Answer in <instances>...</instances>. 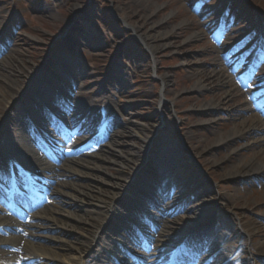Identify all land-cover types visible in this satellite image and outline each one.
Here are the masks:
<instances>
[{
  "label": "rangeland",
  "instance_id": "rangeland-1",
  "mask_svg": "<svg viewBox=\"0 0 264 264\" xmlns=\"http://www.w3.org/2000/svg\"><path fill=\"white\" fill-rule=\"evenodd\" d=\"M74 5H78L79 9H72ZM0 15L4 16L2 22L16 39L14 49L17 51L14 50L12 55L22 57L27 68L33 69V64L38 65L34 71L36 79H26L27 86L31 85L37 91L42 82V89L49 93L56 92L58 95L69 92L71 82H68L66 75H61L57 64V60H62V70L67 72L69 67L72 68V75L77 79V91H81L79 102L85 106L90 101L87 96L102 95L104 100H97L94 105L96 116L116 115L114 127L120 128L118 135L122 144L114 152L103 151L108 149L105 147L111 137L109 142L103 140L100 143L94 138L84 139L81 134L68 136L65 140V147L78 149L74 155L80 161H93L98 154L109 159L100 162L104 171L96 173L97 185L103 187L108 185V181H121L118 175L122 171L115 161L123 159V155L134 157L141 163L130 184L123 181L126 186L120 189L116 198L117 213L110 215L102 224L94 241L85 240L82 236L87 243L85 248L89 249L74 254L67 252L63 259L60 257L62 263L86 261L85 264H90L93 255L106 244L107 239L119 238L125 225L134 223L138 226L135 215L131 217L133 214L143 221L151 219V207L146 196L157 183L155 164L158 165L162 159L158 150L163 145L186 169L196 175L198 171L205 174L202 180L207 182L206 191L213 200L212 215L222 213L239 230H243L244 222L250 218L262 222L264 226V174L235 179L223 177L226 167L259 152L257 145L250 146L249 141H253L254 136H262L264 132L257 130L255 134L246 133L211 150L204 149L216 135L226 134L235 124L242 123L243 118L234 114L245 102H249L248 116L258 111L264 112V0H0ZM132 25L139 27L138 33L151 36L149 42L159 46L154 54ZM166 31H170V34L167 38L162 37ZM195 33L199 36L190 38ZM211 70L224 71L229 75L230 82L213 87L208 81L207 88L195 89L196 81L203 77L200 73ZM165 74L169 76L163 83L161 77ZM236 85L241 91L236 90L231 99H225L223 90H231ZM35 94V91L30 97L26 94L20 100L24 109L35 102ZM213 100L222 102L218 110L201 109L200 105ZM37 101L47 105L45 97ZM57 117L64 120V125L70 123V118L64 113ZM143 124H149V132H152V140L148 142L146 151L142 146L147 141L144 143L139 135L131 133ZM37 134L44 143L57 140V136L49 135L54 134L51 126ZM200 144L204 147H200ZM193 146H198L200 151L196 152ZM262 146L259 145V148L264 149ZM40 154L42 149L35 147L25 156L32 159ZM64 158L65 155L60 156L55 168L67 163L71 167H78ZM221 159L220 162L224 164L213 163ZM59 170L65 171L62 168ZM65 176L63 183L85 185L89 182L88 178ZM197 177L200 178L199 175ZM172 179L168 181L171 183ZM193 191L190 187L183 191V195L189 197ZM220 195L227 199L223 200ZM240 196L242 198L236 205L227 206ZM194 198L188 207L198 201L196 196ZM246 199L251 201L247 207L242 206ZM91 207L72 198L58 199L55 205L48 206L60 211L56 216L58 219H64L66 211L86 215ZM13 209L16 210L15 206ZM163 209L156 218H162L163 222L176 219V223L165 222L173 226L172 230L165 231V236L160 237L155 252L152 247L148 249L152 251L148 257L150 260L160 257L168 260V254L182 237V232L189 231L185 228L190 218L174 217L176 213L163 214V211H167ZM21 210L24 212L23 208ZM243 216L246 219H241ZM43 225L46 228L32 238L35 243L53 247L58 241L52 236H68V228L59 222L47 221ZM79 227L82 225H76V229L82 231ZM227 233L230 235V231ZM173 234L176 236L170 242H176L169 244L168 235ZM191 234L194 237L188 241L189 246L179 255L182 259L192 258L197 252L207 254L202 250L215 238L216 226L208 223ZM247 237L246 244L256 247L254 252L244 248L243 241L233 236L225 239L221 247L226 252L234 251L238 264H244L247 260L250 264H264V255L260 254L258 246L259 242H264V231L258 228ZM124 245L131 246L130 243ZM192 248L197 250L193 255ZM114 250L108 253V259L111 254L123 255L118 254L121 253L118 247ZM9 255H12L11 263H16L15 253ZM104 261L102 259L99 263L104 264Z\"/></svg>",
  "mask_w": 264,
  "mask_h": 264
},
{
  "label": "bare ground",
  "instance_id": "bare-ground-1",
  "mask_svg": "<svg viewBox=\"0 0 264 264\" xmlns=\"http://www.w3.org/2000/svg\"><path fill=\"white\" fill-rule=\"evenodd\" d=\"M77 8L79 9L78 5H74L72 7V9L75 10H78ZM3 18L4 16L0 15V54L4 51H7V53L4 57L0 58V147L6 148L7 150H0V193L4 195V198L7 201L13 203L14 197L17 196L18 186H21L23 189H28L39 179H44L45 182L50 185L48 181L50 178L44 173L51 171V167L53 165L52 162L48 161L43 156H39L34 159H28L25 156L26 153L33 151L36 144L31 141L28 134L29 131L26 129L27 125L24 122L26 115L24 111L29 110L26 114L30 115L28 116L27 121H29L31 128L35 127L37 129L44 130V127L47 124H51L53 120L52 118H46L39 113H36V111L33 112V110H36L37 107L41 108V102L37 101L36 103V100L38 98L41 100L44 97L47 98L48 103L50 102L52 105H55V107L52 108V111L55 114L62 111L61 107H68V105L57 100L48 91L43 90L42 82H40V86H38L37 91L33 90L31 85H26V79L32 80L36 77L34 71L38 65L33 64V69L31 67L27 68L22 57L15 54L12 55L17 43L16 39L10 35L2 22ZM132 28L137 34L139 27L132 25ZM169 34L170 31H166L162 34V37L164 36L167 38ZM138 35L142 38V40H144L145 46L152 54L158 50V45L148 41V39L152 38L151 36L148 35L145 37L142 33H138ZM194 36H199V34L195 33L190 38H193ZM11 43H13V45H11ZM33 62L35 63V61ZM57 64L62 65L60 60H57ZM200 74H202L203 77H200L194 86L197 90L207 88L209 86L208 81H210L211 85L213 84V87L225 85L230 82L228 78L229 75L224 73L222 70H211ZM168 76V74H165L161 77L163 83H166ZM47 78L50 79V76H47ZM210 79H212V81ZM236 90L241 91L237 85L231 90L224 89V98L231 99V97L235 95ZM34 91L36 93L35 98L37 99H35V102L32 104H29L26 107L27 109H24V104L19 103L20 100H22L26 94L29 95V97L34 95ZM80 93L81 91H79V94ZM65 98L69 99L72 107L74 104H77L72 111L71 117V124L74 126L73 131H93L94 133L101 131L97 135L98 138L106 136L111 137L110 143L106 147V149H108H104L103 151L110 150L111 152H114L119 148L122 144V140L119 139L118 135L120 128L114 127V123H116V115L113 114L112 119L114 120L112 125H105L106 121H104L102 117L99 118L93 113L95 102L97 100L103 101L104 96L101 95L100 97H95L89 95L88 98L90 101H88L85 106L82 103H79V99H76L71 94H66ZM247 103L249 102H245L243 107H239V112L234 114L238 118H243L241 124H235L228 133L216 135L211 140L210 144L205 145V147L203 144H200V147H204L205 150H211L213 147L224 145L227 142L234 140L236 137L243 136L246 133L250 134V132H252V134H255L257 130H262L264 132V121L258 113L255 112L250 116L246 114L250 109ZM220 104H222L221 101L219 102V100H213L212 102L200 105V107L205 110H218L220 108ZM81 120L82 122H80ZM138 127V130L131 133L139 135L144 143L147 141V143L142 146L143 150L146 151L149 147L148 142H151L152 140V132H149L150 125L143 124L138 125ZM249 145H257V148L260 149L259 152L248 159H242L233 166L226 167V171L223 174L224 178L235 179L236 177L242 178L246 176L249 177L264 174V149L259 148V145H263L262 147H264V134L262 136H254L253 141H249ZM193 148H195L194 150L196 152L200 151L198 146H193ZM234 150L235 149H233V151ZM158 151L160 154L159 157H162V159L158 165L155 164L158 176L157 182L159 181V184L155 186L154 189L158 191L159 197L155 198L152 203V207L155 208V210H151V214L157 215L156 211L160 212V209H156L157 206L162 208L168 205V211L171 214L182 210L183 213L181 214L183 215H178V217L190 218V223H188L189 228L187 229H197L198 227L207 225L208 223L215 224L216 226L215 238L206 246L208 255L198 261H192L193 263L188 262L185 264H206L207 261H212V264H238L236 263V260L232 258L234 251L226 252L221 247L223 241L232 236L236 239L242 240L244 248H248L250 251L254 252V249H256L254 244H246L248 239L247 236L254 233L258 228L260 231H264L262 222L251 218L247 220L245 216H243L241 219H246L247 222H244L243 230H239L234 227L233 224L230 223L228 217L222 213L212 215L210 210L212 209L213 200L212 197L207 194V182L202 180L205 177V174L202 171H198L196 175L191 170L186 169V166H184L181 162L176 161L177 158L172 154L171 150L165 147V145L161 146ZM123 157V159L115 161V163L119 166V170L121 169L122 171V174L118 175L121 181H108L106 182L108 185L103 187H99L97 185L99 183L96 173L104 171V167L100 165V162L109 161L108 158H104L98 154L97 158L93 161H78V159H72L78 167H73L72 169L65 171L64 175L88 178L89 182L85 185L73 184L71 182L63 183L61 188L55 189V194L58 195L60 200H68L69 198H72L77 200L79 203L91 205V210L86 215L75 214L73 211H66L65 214H63L65 218L58 219L56 216L57 214H60V211L47 208V210H43L39 214H36L35 217L40 220L38 223L34 221V213L29 218L18 221L11 214L7 213L6 209H0V211L3 212V215H0L1 232L10 233L8 230L14 229L15 231L20 230L29 234V238L27 239L19 238L18 236L0 238V244H10L13 247H19L21 251L19 264H64L60 261V257L63 259L67 252H69L68 254L86 252L89 247L85 248V246H87L85 240L89 239L91 242L94 241L98 236V232L102 224H105L110 215L117 213L116 198L119 196L118 193L120 192V189L125 188L126 183L130 184L135 170L139 165H141V163H138L137 159L134 157L125 155H123ZM141 159H143V157ZM222 160L223 159L214 160L213 163L219 165L222 163L220 162ZM143 161L144 159L142 162ZM222 164H224V162ZM18 170H21L22 178L17 175ZM198 175L200 178L197 177ZM168 179H172L173 182L169 183ZM123 181L127 182L123 183ZM4 185L12 187L13 191L10 193L7 192L3 187ZM190 187H192L194 191L190 197H185L183 195V191L190 189ZM194 196L198 198V201L193 202L192 206L188 207V202ZM219 197L223 198V200L227 199L224 195H220ZM240 198H242V196L236 197V200H233L227 206L236 205V202H238ZM249 202L251 201L246 199L242 206L247 207ZM44 211L45 215H42ZM194 214H197L198 216L196 218L190 217V215ZM262 215L264 217V214ZM166 216H168V214H166ZM175 220L176 219H168L167 221L176 223ZM47 221H56L59 222L60 225L68 228V236H52L58 241L53 247H46L43 244L34 243L32 241V238L38 236V232L40 230L45 229L46 226L43 224ZM76 225H82V227H79L82 231L77 230ZM169 227L171 229L173 226H165V228ZM154 228H156V226ZM228 231H230V235H228ZM186 232L183 236V241L190 238L188 235L189 232ZM82 236L85 240H83ZM22 242L23 244H21ZM116 242L117 239L114 237L107 239L106 244H104L96 252V254L93 255L92 262L90 264H99L98 262L103 257L105 259L106 254L110 251L108 249ZM258 246L259 250H261L260 254L264 255V242H259ZM7 252V249H0V255H4ZM140 253L143 256L148 255L146 252ZM85 263L87 262L79 261L78 264ZM144 263L146 262L143 260L140 261L134 259L133 261H127L125 264ZM2 264H6V260ZM244 264L250 263L247 260Z\"/></svg>",
  "mask_w": 264,
  "mask_h": 264
}]
</instances>
